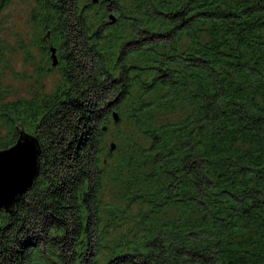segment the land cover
I'll return each instance as SVG.
<instances>
[{"label":"trees","instance_id":"1","mask_svg":"<svg viewBox=\"0 0 264 264\" xmlns=\"http://www.w3.org/2000/svg\"><path fill=\"white\" fill-rule=\"evenodd\" d=\"M33 1L60 79L0 89V150L41 148L0 264H264V0Z\"/></svg>","mask_w":264,"mask_h":264},{"label":"rangeland","instance_id":"2","mask_svg":"<svg viewBox=\"0 0 264 264\" xmlns=\"http://www.w3.org/2000/svg\"><path fill=\"white\" fill-rule=\"evenodd\" d=\"M34 4L33 0H13L0 16L1 36L6 45L0 65V89H5L10 101L29 97L40 90L51 92L60 79L58 64L52 67L46 54V49L53 48L51 40L45 42L44 49L35 47L40 43L39 34L31 31L29 23ZM19 132L25 133V130L20 128Z\"/></svg>","mask_w":264,"mask_h":264},{"label":"water","instance_id":"3","mask_svg":"<svg viewBox=\"0 0 264 264\" xmlns=\"http://www.w3.org/2000/svg\"><path fill=\"white\" fill-rule=\"evenodd\" d=\"M97 1L94 0L93 3ZM108 21L114 23L116 18L111 14ZM50 58L52 67H55L58 59L54 48L50 49ZM112 120L114 123L119 121L116 112L112 113ZM114 149L112 143L110 151ZM40 154L37 139L25 133L19 134L14 145L0 150V211L11 213L18 199L32 186L38 176Z\"/></svg>","mask_w":264,"mask_h":264}]
</instances>
